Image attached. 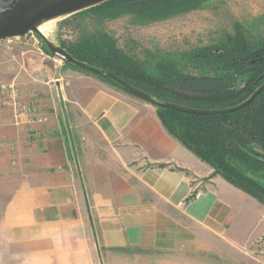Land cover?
<instances>
[{
  "label": "crops",
  "instance_id": "0c3cea01",
  "mask_svg": "<svg viewBox=\"0 0 264 264\" xmlns=\"http://www.w3.org/2000/svg\"><path fill=\"white\" fill-rule=\"evenodd\" d=\"M41 58L47 78L15 82L32 108L21 124L0 106V173L15 182L2 228L24 259L99 264V249L124 248L167 261L195 248L209 258L217 238L247 251L258 243L264 253V205L211 177L153 104Z\"/></svg>",
  "mask_w": 264,
  "mask_h": 264
},
{
  "label": "trees",
  "instance_id": "16d2710c",
  "mask_svg": "<svg viewBox=\"0 0 264 264\" xmlns=\"http://www.w3.org/2000/svg\"><path fill=\"white\" fill-rule=\"evenodd\" d=\"M205 1L112 0L76 14L106 9L132 12L150 21L184 12ZM63 47L76 59L111 71L152 95L156 102L151 104L173 137L210 165L213 175H220L264 205V183L258 177H264V91L246 107L224 114L187 113L159 104L168 101L219 109L241 103L264 82V38L253 39L238 32L228 35L222 43L156 60L153 66L126 55L112 41ZM66 65L120 88L106 77Z\"/></svg>",
  "mask_w": 264,
  "mask_h": 264
},
{
  "label": "rangeland",
  "instance_id": "374dc122",
  "mask_svg": "<svg viewBox=\"0 0 264 264\" xmlns=\"http://www.w3.org/2000/svg\"><path fill=\"white\" fill-rule=\"evenodd\" d=\"M41 28L58 45L70 47L83 42L112 41L126 55L153 66L156 60L175 57L199 46L222 43L228 35L238 32L253 39L264 38V0H206L195 8L150 21L142 20L132 12L97 9L47 21ZM23 51L29 54L28 59L23 58ZM44 54L62 62L66 69L87 73L66 65L67 62L50 54L41 38L32 32L26 37L0 42V85L18 83L21 80L30 86L34 79L47 78V66L41 58ZM6 100V96L0 99V106L10 108L4 102ZM258 177L264 183V177ZM14 184L15 182L6 178V174L0 173V264H45L24 259L19 248L7 241L2 219ZM186 249L195 252L193 255L180 256L179 259L173 255L169 257L172 260L168 261L166 256L157 251L145 252L133 248L110 251L99 249L101 260L98 263L264 264V260L260 258L264 253L258 243L247 251L243 245L229 246L217 238L216 253L214 256L209 255V258L200 249ZM250 249H256L254 254H251Z\"/></svg>",
  "mask_w": 264,
  "mask_h": 264
},
{
  "label": "water",
  "instance_id": "95a60500",
  "mask_svg": "<svg viewBox=\"0 0 264 264\" xmlns=\"http://www.w3.org/2000/svg\"><path fill=\"white\" fill-rule=\"evenodd\" d=\"M110 1L112 0H0V42L12 38L26 37L34 32L41 38L50 54L78 68L106 77L116 82L120 86L119 89L144 101L149 103L156 102L152 95L133 86L120 78L117 74L91 66L86 62L76 59L66 48L51 41L39 29V27L47 21L71 16ZM262 91H264V82L241 103L219 109L193 108L168 101L159 102V104L187 113L207 115L224 114L246 107L253 102Z\"/></svg>",
  "mask_w": 264,
  "mask_h": 264
},
{
  "label": "built area",
  "instance_id": "2783aa9c",
  "mask_svg": "<svg viewBox=\"0 0 264 264\" xmlns=\"http://www.w3.org/2000/svg\"><path fill=\"white\" fill-rule=\"evenodd\" d=\"M17 92L18 88L15 82L0 85V99L5 96L7 97V100L4 102L11 108L15 117V124L19 125L21 124V115L25 112L32 111V108L20 101V99L16 96ZM9 94H12V96ZM42 120H45V118H40V121Z\"/></svg>",
  "mask_w": 264,
  "mask_h": 264
},
{
  "label": "bare ground",
  "instance_id": "6f19581e",
  "mask_svg": "<svg viewBox=\"0 0 264 264\" xmlns=\"http://www.w3.org/2000/svg\"><path fill=\"white\" fill-rule=\"evenodd\" d=\"M39 29L42 31L43 29L41 28V26L39 27ZM43 32V31H42Z\"/></svg>",
  "mask_w": 264,
  "mask_h": 264
}]
</instances>
